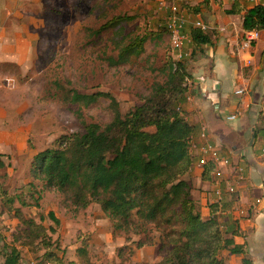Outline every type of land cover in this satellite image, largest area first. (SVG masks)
<instances>
[{
  "label": "rangeland",
  "instance_id": "374dc122",
  "mask_svg": "<svg viewBox=\"0 0 264 264\" xmlns=\"http://www.w3.org/2000/svg\"><path fill=\"white\" fill-rule=\"evenodd\" d=\"M171 2L189 14L197 6L189 0L17 2L16 16L22 17L13 19L20 28H27L33 47L24 71L10 64L7 73L13 77L5 78L0 73V264L11 247L19 250V264L49 263L45 259L55 264H156L164 256L161 245L167 246L169 238L165 234L169 229L162 233L154 224H148L140 233L116 229L114 220L99 204L75 206L56 188L46 187L33 174L31 164L37 152L55 147L61 135L81 132L84 123H108L116 111L124 114L133 109L150 94L154 83L165 81L169 64L179 61L164 30ZM119 15L132 19L96 32ZM137 40L141 43L138 54L114 62L120 47ZM190 50L189 43L185 51ZM257 51V44L247 48L253 57L250 60L257 57ZM193 58L192 51L181 59L183 65L187 67ZM74 92L107 95H99L87 105L74 100ZM261 118L264 115L257 117ZM221 122L223 127L234 124ZM256 126L260 131L253 153L260 157L264 128L261 122ZM231 135L237 146L243 144V137ZM224 155L228 159L234 156L231 151ZM188 173L184 175L187 181ZM190 180L192 197L206 217L209 210L204 203L209 195L205 192L200 198L203 190ZM229 212L219 219L221 229L227 227L225 222L230 218L225 214ZM243 212L239 214H246ZM32 223L41 227L33 229ZM137 240L143 244L137 246ZM221 254L227 264H241V255L229 256L227 251Z\"/></svg>",
  "mask_w": 264,
  "mask_h": 264
},
{
  "label": "trees",
  "instance_id": "16d2710c",
  "mask_svg": "<svg viewBox=\"0 0 264 264\" xmlns=\"http://www.w3.org/2000/svg\"><path fill=\"white\" fill-rule=\"evenodd\" d=\"M240 9L234 3L226 13H238ZM193 10L198 12L195 7ZM128 19L132 17H113L96 32ZM242 27L264 31V6L246 8ZM189 32L190 55L212 40L210 29L189 26ZM140 44L137 40L120 47L114 62L138 54ZM182 61L171 62L165 81L154 83L150 94L133 109L124 114L116 111L104 125L84 123L81 132L63 134L55 147L37 152L31 164L33 174L46 187L65 194L77 207L99 204L114 220L116 229L140 233L148 224L157 225L162 233L169 229L165 234L169 238L167 246L161 245L164 256L156 264H227L223 251L241 255V264H252L244 245L234 240L241 232L226 197L221 206L207 197L204 205L209 212L203 217L192 197L191 185L184 178L195 160L190 152L194 126L182 108L190 74ZM99 95L107 94L74 92L72 98L89 105ZM214 170L215 164L209 162L201 171V178L214 184ZM228 210L230 220L225 222L226 229H221L219 219ZM49 215L58 223L52 212ZM32 225L33 229L41 227ZM136 242L137 246L143 244ZM18 251L11 247L3 264H19Z\"/></svg>",
  "mask_w": 264,
  "mask_h": 264
},
{
  "label": "crops",
  "instance_id": "0c3cea01",
  "mask_svg": "<svg viewBox=\"0 0 264 264\" xmlns=\"http://www.w3.org/2000/svg\"><path fill=\"white\" fill-rule=\"evenodd\" d=\"M18 1L21 0H0V73L5 78L13 77V74L9 76L7 73L10 64L19 66L22 71L26 69L33 47L32 36L27 28H20L19 22L13 19L22 17L15 13ZM189 2L197 5L193 7H199L198 12L190 15L194 18H206L203 20L212 27V40L201 45L194 58L185 66L190 74V84L182 108L186 119L194 126L193 139L198 138L201 128L205 126L212 140L220 142L217 146L223 155L226 151L234 154L233 159H230L231 166L223 168V181L226 185L234 181L237 168H243L236 191L225 195L234 210L232 213L238 218L241 232L234 240L244 245L252 264H264V156L260 153L259 157L253 153L260 131L256 124L261 122V127L264 128V118L257 119L264 115V31H259L258 39L251 44H257L258 51L257 57L250 60L253 57L246 52L249 47H241L245 32L242 19L250 5L242 0ZM222 2L223 5L220 6ZM234 3L239 4L242 9L238 13H226V9ZM250 52L253 53L252 50ZM238 88L245 90L243 95L234 94V90ZM237 111L240 114L234 124L223 127L221 121H227L225 115ZM232 133L243 137V144L237 146L234 140L231 141ZM189 171L188 181L193 179V185L203 190L199 194L201 198L206 191L211 190L213 183L210 179L201 178L202 170L194 161ZM241 209L246 214L241 216ZM228 216L230 215L226 214L227 218Z\"/></svg>",
  "mask_w": 264,
  "mask_h": 264
},
{
  "label": "built area",
  "instance_id": "2783aa9c",
  "mask_svg": "<svg viewBox=\"0 0 264 264\" xmlns=\"http://www.w3.org/2000/svg\"><path fill=\"white\" fill-rule=\"evenodd\" d=\"M246 4L250 6L254 5H263L264 0H242ZM160 5L164 6V2H160ZM190 27H197L201 30H209L212 27L205 21L200 20L199 18L192 17L186 10H183L176 2H171L167 6V15L165 20V28L169 36L170 46L177 51L178 60H181L184 56L189 53L185 51V46L191 43L190 38ZM259 37V31L256 29L245 30L244 36L241 41V47L247 48L250 47L251 44L256 41ZM243 88H238L234 90L235 95H243ZM189 99V98H188ZM240 113L232 112L225 115V119L227 121H234L237 119ZM190 152L193 154L195 165L204 170V167L212 162L215 164V180L216 182L213 184L211 188V193L209 194L210 202H217L220 206L223 201H225L226 194H233L236 191V184L242 178L243 168H237V176L234 181L230 184H225L223 179L224 175V167L231 166V161L228 159L216 143L212 140V137L209 135L208 130L205 126H203L198 134L197 139H193L190 145ZM260 153L264 156V142L260 146ZM225 185V188L223 187ZM259 201V200H257ZM244 213L243 210L240 211ZM37 264V263H32ZM50 264V263H45Z\"/></svg>",
  "mask_w": 264,
  "mask_h": 264
}]
</instances>
